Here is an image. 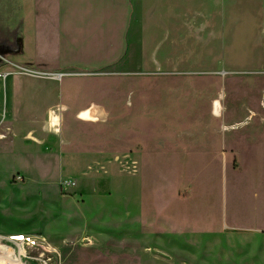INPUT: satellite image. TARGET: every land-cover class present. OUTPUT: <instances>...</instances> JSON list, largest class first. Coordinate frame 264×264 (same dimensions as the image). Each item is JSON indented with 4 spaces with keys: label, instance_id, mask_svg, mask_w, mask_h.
I'll use <instances>...</instances> for the list:
<instances>
[{
    "label": "rangeland",
    "instance_id": "374dc122",
    "mask_svg": "<svg viewBox=\"0 0 264 264\" xmlns=\"http://www.w3.org/2000/svg\"><path fill=\"white\" fill-rule=\"evenodd\" d=\"M210 1L211 12L224 4ZM244 1L227 3L226 19L196 25L189 68L177 75L198 79L146 84L148 155L140 164L70 163L75 162L74 145L65 147L73 152L69 163L59 158L44 163L33 154L44 148L7 133L0 141V264H264V231L231 228L236 221H264V141L240 145L248 163L234 153L225 162L212 138L219 126L229 132L259 122L252 121L247 93L256 110L264 111V0ZM200 3L194 0L195 12ZM175 53L179 59L180 46ZM110 122V129L94 130L66 117L64 126L79 135L82 129L88 143L118 145L124 117ZM151 147H158L156 156L149 153ZM67 179L76 183L65 189L61 183ZM203 189L219 198L227 192L226 242L213 243L211 237L204 254L194 252L191 243L156 244L153 229L146 234L151 243L141 241L139 201L146 191L149 198L156 192L186 196ZM15 234L31 241H11Z\"/></svg>",
    "mask_w": 264,
    "mask_h": 264
},
{
    "label": "crops",
    "instance_id": "0c3cea01",
    "mask_svg": "<svg viewBox=\"0 0 264 264\" xmlns=\"http://www.w3.org/2000/svg\"><path fill=\"white\" fill-rule=\"evenodd\" d=\"M198 1L201 3L195 12L194 0H0L1 55L47 73L25 75L0 61V141L12 132L19 140L44 148L33 151L44 163H54L57 158L69 163L73 152L65 147L72 145L75 162L70 163L145 161L146 84L198 79L177 75L180 69L189 68L196 25L204 19H226L227 3H245L224 0L219 12H211L207 7L212 1ZM178 46L179 59L175 53ZM148 71H159L160 75H148ZM260 78L264 80V76ZM246 96H250L252 121L259 122L239 125L229 132L217 127L212 138L218 142L216 152L224 155L220 156L222 161L228 162L234 153L247 162L240 145L251 147L264 141V122H260L264 111L256 110L252 94ZM261 106L264 108L262 101ZM84 113L92 118H82ZM116 116L125 121L119 127L122 141L118 145L88 143L82 139V129L79 135L64 126L66 117H75L94 130H107L110 119ZM109 147H114L112 152ZM205 148L204 154L210 156L211 149ZM150 150L155 156L158 153V147ZM111 155L113 159L104 160ZM147 196L146 191L139 201L142 242L151 243L146 236L149 229L155 233L156 244L191 243L196 253L203 250L205 254L211 237L215 238L213 243L226 242L225 230L230 227L227 192L221 198L205 189L186 196L157 192ZM236 222L231 228L264 231L261 220ZM203 259L207 262V257Z\"/></svg>",
    "mask_w": 264,
    "mask_h": 264
},
{
    "label": "built area",
    "instance_id": "2783aa9c",
    "mask_svg": "<svg viewBox=\"0 0 264 264\" xmlns=\"http://www.w3.org/2000/svg\"><path fill=\"white\" fill-rule=\"evenodd\" d=\"M0 61L2 64H6V65H10L12 66L15 71H18L19 73H22V74H25V75H47V73L45 72H42L38 69H34V68H31V67H27V66H24V65H20V64H17V63H13L11 61H9L7 58H5L4 56L1 55L0 53ZM75 180L73 179H67V180H63L62 183H61V186L65 189H68L72 186L75 185ZM25 241V239H24ZM26 241L30 242L31 239L30 238H26Z\"/></svg>",
    "mask_w": 264,
    "mask_h": 264
},
{
    "label": "bare ground",
    "instance_id": "6f19581e",
    "mask_svg": "<svg viewBox=\"0 0 264 264\" xmlns=\"http://www.w3.org/2000/svg\"><path fill=\"white\" fill-rule=\"evenodd\" d=\"M24 239H26V238L22 234H15L12 237H10V240L15 241V242H22V241H24Z\"/></svg>",
    "mask_w": 264,
    "mask_h": 264
}]
</instances>
